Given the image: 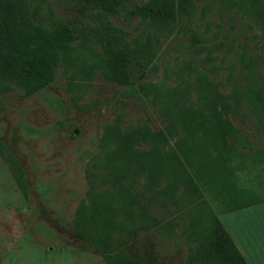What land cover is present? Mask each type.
<instances>
[{
  "label": "rangeland",
  "instance_id": "374dc122",
  "mask_svg": "<svg viewBox=\"0 0 264 264\" xmlns=\"http://www.w3.org/2000/svg\"><path fill=\"white\" fill-rule=\"evenodd\" d=\"M36 1L45 27L78 14L69 0ZM201 8L212 23L208 37L220 23L217 39L225 41L227 36L234 48L245 45L257 55L264 79V17L241 0H196L197 14ZM81 19L85 34L72 43L49 85L31 95L12 86L0 90V264H107L102 252L76 235L72 220L80 207L87 214L95 213L93 193H116L95 177L99 161L117 144L116 131L127 133L136 127L154 131L168 123L174 132L168 147L180 143L190 151L188 133L175 114L206 111L216 95L242 87L236 80L237 68L230 76L227 61L220 62L222 51L207 58L206 50L198 49L192 40V29H197L193 23L186 27L183 22L137 19L124 23L95 13ZM111 30L149 59L132 87L101 75L102 48ZM139 83H150V90L143 92ZM230 113L232 123L248 139L246 168L234 171L224 152H210H221L233 183L255 191L259 199L216 214L247 264H264V129L243 99ZM148 143L142 141L138 148ZM10 160L22 171V185L10 169ZM165 187L160 178L150 191L139 185L132 188L129 203L115 199V204L129 205V211L114 216L113 255L149 264L186 263L195 245L190 234L196 229L194 218L199 211H215L216 203L203 189L188 197L182 186L165 197L161 194Z\"/></svg>",
  "mask_w": 264,
  "mask_h": 264
},
{
  "label": "trees",
  "instance_id": "16d2710c",
  "mask_svg": "<svg viewBox=\"0 0 264 264\" xmlns=\"http://www.w3.org/2000/svg\"><path fill=\"white\" fill-rule=\"evenodd\" d=\"M78 14L73 18L58 20L45 27L39 20V4L36 0H0V90L14 87L24 95H31L49 85L56 77L57 69L65 59L74 41L85 34L81 17L95 13L99 17H118L122 22L139 20L164 24L193 23L192 40L198 49L206 50L207 58L214 51H222L220 62L227 61L230 76L236 67V80L240 89L227 94L219 93L208 109L176 113V121L188 133L189 151L183 144L168 147V138L174 132L168 123L163 128L150 130L136 127L122 133L116 131L118 141L113 149L101 158L100 171L95 176L100 183L116 189L101 190L92 194L95 213L87 214L80 207L72 220L74 232L86 245L104 254L107 264H149L132 258L113 255L110 232L116 223L114 216L129 211L132 188L152 190L163 178L166 187L161 194L171 197L182 186L188 197L202 189L216 203V210L199 211L191 231L195 245L188 252L185 264H247L232 236L217 217L216 211L235 210L253 203L259 197L255 191L238 187L233 183L231 170L222 163L224 152L231 169L246 168L247 136L230 120V112L236 110L242 99L255 120L264 129V79L259 58L251 54L245 45L234 48L232 38L219 40L220 23L211 29L203 8L196 13V0H69ZM244 6L264 17V0H241ZM248 2V3H247ZM247 3V5H245ZM105 23L109 24L106 20ZM111 38L103 44L100 72L104 79L125 87H132L143 75L149 59L140 51L120 40L113 30ZM231 55L226 56L227 52ZM210 55V56H209ZM143 92L150 90V83H139ZM148 140V147L138 148ZM216 153H219L216 155ZM10 169L22 185V171L12 160ZM264 170V164L261 166ZM90 173V172H89ZM87 172V179L91 176ZM119 197L125 202L115 204ZM146 202L142 207L145 208Z\"/></svg>",
  "mask_w": 264,
  "mask_h": 264
}]
</instances>
